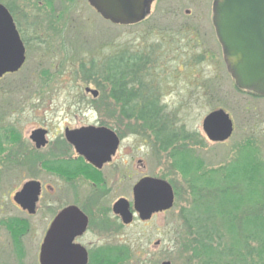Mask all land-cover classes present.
I'll return each mask as SVG.
<instances>
[{
	"label": "rangeland",
	"instance_id": "374dc122",
	"mask_svg": "<svg viewBox=\"0 0 264 264\" xmlns=\"http://www.w3.org/2000/svg\"><path fill=\"white\" fill-rule=\"evenodd\" d=\"M211 3L212 0H150L149 12L141 22L116 25L103 19L87 0H0V4L12 8L25 45L21 68L0 78V221L19 214L12 204V194L23 182L37 179L56 184L55 176L45 174L37 161L40 156L52 157L54 143L61 139L65 142V127L102 124L121 138L118 147H122L120 157L126 161V176L119 186L116 180L108 184V199L94 207L107 206L108 200L119 195L131 202L132 187L145 174L168 180L174 191L170 210L123 229L120 242L127 247L110 246L108 252L113 256L125 249V262L121 264L234 261L230 254L207 258L195 256L188 249L201 242L218 241L223 252L229 243L223 231L214 228L219 220L206 225L185 223L187 214L195 208V185L186 182L175 165L176 155L190 151L193 158L203 162L202 169H219L237 158L240 150L246 152L249 147H236L245 139L251 140L250 149L264 164V97L234 88L212 34ZM126 49H134L150 62L148 86L156 89V97L172 128L182 127L189 135L187 140L163 146L164 138L157 137L141 120L114 115L124 112V107L111 98L112 86L108 82L93 76L86 78L91 61L100 63ZM85 87L98 90V97L92 98ZM219 108L236 123L232 138L221 144L209 141L202 129L204 117ZM246 119H250L248 125ZM38 127L48 131V143L36 150L29 135ZM32 152L34 156H27ZM229 188L227 194H221V203L238 197V186ZM203 197L204 204L211 198L202 192L196 200ZM255 213H264V208ZM37 215L32 220L36 230L24 237L29 239L32 262L42 229L38 224L39 211ZM4 234L1 228L0 248L2 254L12 258ZM259 243L251 239L248 247L235 250L241 256L236 264H250L248 251ZM211 260L218 261L208 262ZM254 263L264 264V257L258 259L253 255Z\"/></svg>",
	"mask_w": 264,
	"mask_h": 264
},
{
	"label": "water",
	"instance_id": "95a60500",
	"mask_svg": "<svg viewBox=\"0 0 264 264\" xmlns=\"http://www.w3.org/2000/svg\"><path fill=\"white\" fill-rule=\"evenodd\" d=\"M89 5L105 20L116 25H133L149 12L150 0H87ZM212 24L221 46L224 62L235 85L242 90L264 96V0H212ZM25 62V46L13 18L7 8L0 4V78L6 73L18 71ZM85 92L93 97L98 90L90 87ZM202 129L212 142H222L232 133V121L223 109L209 112L202 121ZM46 130L34 129L30 139L37 148L46 144ZM66 139L78 152L90 158L88 153L108 154L107 147H118L115 132L104 126H83L66 130ZM105 160V159H103ZM29 194V195H28ZM38 194V183L28 181L17 193L16 200L22 206L32 208ZM28 199V200H26ZM26 200V201H25ZM174 203V191L170 183L161 178L146 177L133 187V204L142 219L154 212L168 210ZM128 201L119 199L114 211L130 221ZM70 206L51 225L40 252V264H70L66 258L57 263V232H74L75 222H62L65 216H80ZM65 239V238H64ZM63 255L68 247L63 245ZM161 264H171L163 261Z\"/></svg>",
	"mask_w": 264,
	"mask_h": 264
},
{
	"label": "flooded vegetation",
	"instance_id": "af4514ba",
	"mask_svg": "<svg viewBox=\"0 0 264 264\" xmlns=\"http://www.w3.org/2000/svg\"><path fill=\"white\" fill-rule=\"evenodd\" d=\"M5 7L11 14L15 23L12 8L8 5H5ZM188 12L189 11L187 10L186 13ZM210 25L213 29L212 34L217 40L211 18ZM219 48L221 51L220 45ZM230 77L236 90L248 93L252 96L262 97L253 92L239 89L235 85L234 79L231 75ZM91 97L95 99L98 96L93 97L91 95ZM114 115H119V118L125 117V113L121 111H119L118 113H114ZM229 117L232 121L233 126L232 133L226 140L216 143L221 144L232 138L236 123L233 117H231L230 115ZM249 121L250 119H246L247 125L249 124ZM87 126H104L111 129L110 127L102 124ZM38 128L45 129L43 127ZM67 129L72 130L77 128L65 127L63 132L65 142L61 139L58 143H54L55 153L52 155V157L48 159L45 156H40L39 160L37 161V163H39L40 165V168L45 174L48 173L55 176L54 179L56 184L52 185L51 183L43 182L41 180L29 179L23 182V184L12 194V204L19 214L0 221V227L3 228L4 232L7 234L10 249L9 252L11 253L12 258L8 257L5 253L2 254L3 251H1L0 248V264H40L41 246L51 228L52 223L66 210H68L70 206L76 207L81 215L65 216L61 218V223L64 221H72L77 223V225L75 226L76 230L74 232L67 231L65 234L62 231L57 232V263L62 262V260L66 258V261L70 264H121L125 262V258H123L124 253L126 252L125 249L119 250L113 256L107 250L110 248V246L115 245H117L118 247H127V244L125 242H120L121 238L119 236L121 234V231L127 227L132 226L133 224H142L144 222H147L151 220L156 214L170 210L168 209L161 212H154L149 218L142 219L140 214L134 208V185L142 178H158L147 174L140 176L134 183L131 190V202L125 196L119 195L115 199L108 200L107 206L94 207L96 203H101L102 201L104 202L106 201V199H108L106 198L110 190L108 184H110L113 180H116L117 185L119 186V184L125 179L126 161H124L120 157L122 147H107L108 154L88 153V155L90 156V158H88L82 152H78L74 145L66 139L65 131ZM33 130L34 129H32L31 132ZM113 131L118 137L120 144V136L116 133L115 130ZM47 135L48 131L46 130L45 138L47 142L44 146L39 148L35 146V143L30 139L29 135V139L36 150H39L47 145ZM236 147L253 146L250 139H245L242 144H239ZM31 154H33V152L29 153L27 156H31ZM139 162H141V160H139ZM13 163L14 162L10 164L13 165ZM28 181H35L38 183V194L32 208L30 207V205L29 207H24L18 200H16L17 193L22 190L24 184ZM166 181L170 183L168 180ZM121 198H124L128 201V211L130 212L129 222H125L123 220V217L114 211V204ZM52 201L55 202V207L53 208ZM38 207L40 208L38 209ZM38 211L40 212L38 224L41 225L42 229L39 239L40 241L35 251L36 256L35 259H33L34 261L32 262L30 260L31 256H29V239L27 240L24 237L27 236L28 233H30L32 230H36L35 228H33L34 225L32 224V220L34 217L38 216ZM241 213H243V210L239 214H237L236 218L233 220L236 223H234V225L228 224L227 226H225L226 229L235 228V230H238L239 226H243L242 223L238 224V221L244 222V216ZM219 221L220 223L218 224V227L216 226L214 228L217 230H222L224 229L222 221ZM210 226L211 224L208 225V227ZM6 234L4 235L6 236ZM214 242L216 241H213V243ZM248 242L249 241L245 243L243 242V247H248ZM63 245H66V247H68V251H65V255H63ZM188 249L193 250L191 245L188 246ZM198 252L201 256L205 255L203 247L199 249ZM252 260L253 252L252 250H250L248 251V261L250 262V264L252 263Z\"/></svg>",
	"mask_w": 264,
	"mask_h": 264
},
{
	"label": "trees",
	"instance_id": "16d2710c",
	"mask_svg": "<svg viewBox=\"0 0 264 264\" xmlns=\"http://www.w3.org/2000/svg\"><path fill=\"white\" fill-rule=\"evenodd\" d=\"M149 65L151 64L145 56L134 49H126L109 55L100 63L91 61L85 76L88 79L93 76L96 80L108 82L112 86L111 98L122 103L127 119L141 120L148 129L154 131L157 137L164 138L163 146L175 145L181 140H187L189 135L183 131L182 127L172 128L170 119L167 118L163 106L156 97V89L148 86ZM192 156L190 151L179 153L176 155L175 165H178L186 182L191 186L195 185L193 193L196 197L203 192L205 196L208 194L211 198L208 197V203L204 204L205 197L197 200L194 197L195 208L187 214L188 221L185 220V223L206 225L213 224L216 219L221 220L222 225L223 222L234 225L236 222L233 220L242 210L241 214L244 216V222L238 221V224H243L238 230L226 229V225H223V235L227 237L229 243L223 252L218 241L213 244L201 242L199 245L192 246L195 256H200L198 250L203 247L205 257L219 258L230 254L229 257H234V261H229L228 264H236L237 257L241 256L235 250H241L245 242L253 239L261 243L251 249L253 255L261 259L264 255V213H255V210L264 208V164L254 156L250 147L246 152L240 150L239 156L229 165L215 170L202 169L203 162ZM233 182L237 184H232ZM230 185L238 186L236 191L238 197H229L221 203L219 200L221 194H227ZM217 261L208 262L216 263Z\"/></svg>",
	"mask_w": 264,
	"mask_h": 264
}]
</instances>
